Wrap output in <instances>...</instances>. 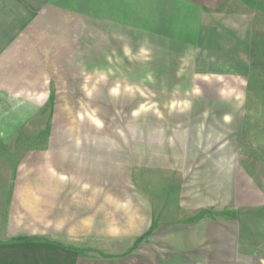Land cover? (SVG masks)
I'll return each mask as SVG.
<instances>
[{
    "label": "crops",
    "instance_id": "obj_1",
    "mask_svg": "<svg viewBox=\"0 0 264 264\" xmlns=\"http://www.w3.org/2000/svg\"><path fill=\"white\" fill-rule=\"evenodd\" d=\"M91 43L96 51L111 44V56L98 59H118L123 49L114 45L141 43L144 51L158 45L160 59L191 61L182 75L205 97L190 102L199 110L197 128L184 132L182 146L160 133L159 145L104 147L96 142L102 131L60 128L56 108L45 155L14 163L0 148V264L131 263L141 246L155 264L152 257L165 259L168 237L199 228L177 219L185 209L230 204L234 187L238 202L250 204L240 192L247 175L231 158L247 152L229 141L249 139L245 131L264 123V111L248 115L247 100L254 77L264 74V0H0V89L38 103ZM14 134L0 133V140ZM138 166L165 189L178 188L176 216L167 212L165 193L137 180ZM119 242L124 250L111 251Z\"/></svg>",
    "mask_w": 264,
    "mask_h": 264
},
{
    "label": "rangeland",
    "instance_id": "obj_2",
    "mask_svg": "<svg viewBox=\"0 0 264 264\" xmlns=\"http://www.w3.org/2000/svg\"><path fill=\"white\" fill-rule=\"evenodd\" d=\"M124 40L127 39L120 37V41ZM110 45L102 44L99 48L102 51H96L94 44H88L84 48L83 59L70 66L72 74L61 77L50 91L40 92L38 103L25 99L23 93H7L0 89V133H15L6 136V140H0V148L6 150L12 162H20L25 155H45L50 142L47 132L51 131L56 108L58 117L64 120L60 128L65 127L72 132L102 131L104 139L96 142H102L104 147L130 144L142 149L144 145H159L160 133L166 143L178 142L182 146L184 132L191 136L190 133L197 128L195 123L200 114L198 109L190 108V102L195 98H205L200 92L192 93L189 74L182 75L191 61L160 59L158 45H150L151 49L144 51L141 43L114 45L123 49L117 54L118 59H98L111 56L107 51ZM261 67L259 71L264 72V61ZM247 100L252 105L248 115L261 116L264 109L256 106L264 103V74L254 77ZM184 102L188 106L184 107ZM251 126H254V132L245 131L249 139L229 141L232 147L241 146L247 152L231 158L233 162L234 159L239 161L240 175L244 176V172L247 175V184H250L242 187L240 192L248 194L246 201L250 204L238 202L234 187L230 204L216 202L190 211L185 209L177 219L181 218V224L188 220L198 223L199 228L190 232L179 230L178 235L168 237L170 242H167L165 259L153 261L152 257L151 263L264 264V131H257L264 127V123ZM159 127L163 128L162 132H159ZM144 135L146 144L142 140ZM186 138L185 142L192 141L190 137ZM137 169V180L151 186L156 195L165 193L163 200L168 201L165 204L167 212L176 216L174 213L178 206L173 198L178 188L171 186L165 189L161 184L163 179L157 174L144 171L139 166ZM18 170L13 171L15 178ZM174 180L168 179L171 184ZM255 183L259 186L254 187ZM255 191L249 200L250 193ZM225 199L222 200L226 202ZM107 243L104 237V250L109 247ZM111 247L115 248L111 251L121 253L126 245L119 242L111 244ZM147 258L144 259L141 246L131 257V263L119 264H149Z\"/></svg>",
    "mask_w": 264,
    "mask_h": 264
},
{
    "label": "trees",
    "instance_id": "obj_3",
    "mask_svg": "<svg viewBox=\"0 0 264 264\" xmlns=\"http://www.w3.org/2000/svg\"><path fill=\"white\" fill-rule=\"evenodd\" d=\"M142 239H140L138 242H140ZM136 245H137V243H136Z\"/></svg>",
    "mask_w": 264,
    "mask_h": 264
}]
</instances>
